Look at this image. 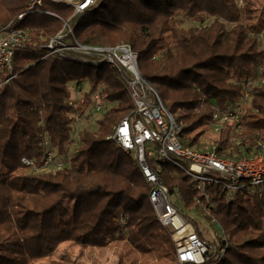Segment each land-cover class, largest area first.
I'll return each mask as SVG.
<instances>
[{
  "label": "trees",
  "instance_id": "1",
  "mask_svg": "<svg viewBox=\"0 0 264 264\" xmlns=\"http://www.w3.org/2000/svg\"><path fill=\"white\" fill-rule=\"evenodd\" d=\"M104 1L73 15V7L47 0L45 7L60 17L44 12L26 16L33 28L31 39L15 53L16 75L0 87V264H31L67 241L89 249L104 246L121 229L116 219L121 210L130 216V244L146 255L144 264H177L172 238L149 199L150 183L133 156L108 138L133 108L121 72L104 59L94 63L58 54L42 58L47 47L40 36L48 41L66 20V37L72 29L81 43H128L138 53L143 77L183 122L189 144L202 146L200 138L212 131L216 109L230 112L228 105L238 106L246 92L252 95L254 110L240 116L241 133L225 123L212 144L219 153L233 156L264 140V48L259 46L264 0H112L113 6L97 16ZM27 2L0 0V24L24 11ZM180 12L212 19L201 26H176L173 18ZM35 40L40 42L34 46ZM11 75L6 70L3 79ZM85 80L89 89L71 104L69 83ZM101 86L111 105L94 118V128L80 129L70 167L31 171L22 159L34 158L40 165L46 138L58 152H68L73 115L86 112ZM160 178L185 207L195 204L199 194L184 171L163 162ZM211 204L227 236L219 264H264L263 199L239 190L233 195L222 192Z\"/></svg>",
  "mask_w": 264,
  "mask_h": 264
},
{
  "label": "built area",
  "instance_id": "2",
  "mask_svg": "<svg viewBox=\"0 0 264 264\" xmlns=\"http://www.w3.org/2000/svg\"><path fill=\"white\" fill-rule=\"evenodd\" d=\"M46 1L28 0L24 11L7 24H0V87L16 75L13 65L15 53L25 49L31 39L33 28L26 24V16L44 12L60 17L53 10L45 7ZM50 1L73 7V15L91 10L99 2V0ZM68 26L66 20L64 27L48 41L46 36H40L41 41H46L47 47V53L42 58L58 54L72 60L80 59L94 63L104 59L119 69L133 108L114 126L108 138L114 139L125 152L133 156L150 183L149 199L158 220L172 238L177 264H219L225 257L227 236L213 212L212 198L220 196L222 192L233 195L236 191L245 190L262 198L264 207V140L257 141L245 154L234 153L233 156L219 153L214 144L208 148L189 144L183 130V122L167 109L159 92L143 77L139 68L138 53L128 43L109 47L87 45L77 40L72 29L71 36L66 37L64 31ZM39 42L35 40L33 45ZM70 50L80 55L65 52ZM90 57L99 58V61ZM6 70L12 75L4 80L3 74ZM77 83L73 81L69 84ZM102 90L103 86L93 94L92 102L87 109L89 113L100 116L107 110L103 102ZM248 95L249 93L246 92L245 97ZM77 100H70V103L76 104ZM232 106V104L228 105L230 112L216 109L213 127L216 132L223 126L216 124V121L231 118L234 120L232 129L241 133L240 116L231 111ZM73 116L75 119L72 127L75 128L76 120L81 115L74 113ZM79 132L80 130H76L75 135L71 133L72 138L67 144V153L58 152L53 142L46 138L43 141L46 156L40 165H37L34 158L24 157L22 161L35 172H56L69 168L71 156L78 149ZM74 143L76 148H71ZM163 162L173 164L191 178L193 188L199 194L195 196L194 201L204 205V212L208 213V219L215 226L213 240L209 241L199 233L189 216L175 202L174 195H171L162 183L160 173ZM212 186L218 188L211 190ZM116 219L121 226L117 235L125 236L126 230L130 227L129 214L121 210Z\"/></svg>",
  "mask_w": 264,
  "mask_h": 264
},
{
  "label": "rangeland",
  "instance_id": "3",
  "mask_svg": "<svg viewBox=\"0 0 264 264\" xmlns=\"http://www.w3.org/2000/svg\"><path fill=\"white\" fill-rule=\"evenodd\" d=\"M104 4L106 6L100 7L98 9L99 11L96 14L97 16H101L103 13H105L107 10V6H113L112 0H105ZM211 19L212 18H206L205 20H201L200 17L190 18L180 12L174 16L173 21L176 26L189 27L209 24L211 22ZM259 46L260 48H264V29L259 35ZM263 80L264 78L261 79V81ZM259 81L260 78L253 80V84H259L257 83ZM69 85L71 88L70 100L74 101L82 96L84 89L87 90L90 86L87 80L79 84L77 83ZM106 101V99H103V102L106 104V106L108 104L110 106L111 103H107ZM251 102L252 95L250 94L248 95V97H244L243 99L238 100V106H232L234 114L241 116L247 110L253 111L254 109L251 105ZM97 116L98 115L89 113L87 110L76 120V127H73L72 132L73 135H75L76 130H80L81 128H94V126L96 125L94 118H97ZM224 121H216V124L224 125L225 123L232 124L234 122V120L231 118ZM211 126L214 127V123H212ZM215 132L216 131L212 129V131L200 138V142L203 143L201 147L208 148L211 146L210 144H212ZM71 148H76V143H74ZM173 198L175 199L177 205L182 208L187 215L191 216L196 221V223L198 224V228L205 239L209 241L213 240L215 235V226L208 219V213L204 212V205L198 206V204L194 201L195 204L192 205L191 208H187L184 206V201L178 194H175ZM200 209H203V211H201ZM132 230L133 226L130 225V227L125 232V236L116 235L114 238L109 237V241L107 244H105L104 246H96L91 249L73 241L63 242L55 249V251L51 255L43 259L33 260L31 264H119L121 262L122 264L123 262L124 264H144L147 259L146 255L140 253L137 247L130 244L129 237ZM262 230L264 232V215ZM151 262L158 264V262L153 260Z\"/></svg>",
  "mask_w": 264,
  "mask_h": 264
}]
</instances>
